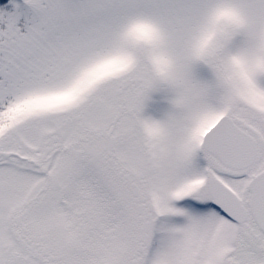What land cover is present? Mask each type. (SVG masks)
Segmentation results:
<instances>
[{"label":"snow or ice","instance_id":"6c2138e0","mask_svg":"<svg viewBox=\"0 0 264 264\" xmlns=\"http://www.w3.org/2000/svg\"><path fill=\"white\" fill-rule=\"evenodd\" d=\"M0 264H264V0H0Z\"/></svg>","mask_w":264,"mask_h":264}]
</instances>
